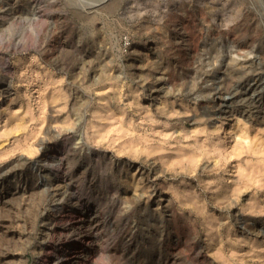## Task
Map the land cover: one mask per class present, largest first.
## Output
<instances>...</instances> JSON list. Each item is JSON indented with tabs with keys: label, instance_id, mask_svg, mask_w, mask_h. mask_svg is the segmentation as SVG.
Returning <instances> with one entry per match:
<instances>
[{
	"label": "rangeland",
	"instance_id": "obj_1",
	"mask_svg": "<svg viewBox=\"0 0 264 264\" xmlns=\"http://www.w3.org/2000/svg\"><path fill=\"white\" fill-rule=\"evenodd\" d=\"M263 6L0 0V264H264Z\"/></svg>",
	"mask_w": 264,
	"mask_h": 264
},
{
	"label": "bare ground",
	"instance_id": "obj_2",
	"mask_svg": "<svg viewBox=\"0 0 264 264\" xmlns=\"http://www.w3.org/2000/svg\"><path fill=\"white\" fill-rule=\"evenodd\" d=\"M10 3V2H9ZM91 4V3H90ZM6 5V4H5ZM264 7V6H263ZM32 12V11H31ZM264 12V11H263ZM240 85V84H239ZM256 84H247L245 85V87L241 88V89H238V88H235L234 91H232V94L225 98L222 102V104L218 107V109L216 110V113H219V114H232L234 112H240V113H243L245 115H248V116H251V115H254V116H258V113L261 111V108H257V109H253L255 108L254 106H245L243 104H231V102H229L228 100L231 99V98H241V97H245L247 95V93L249 91H254L256 89ZM241 87V85H240ZM227 93V92H226ZM225 93V94H226ZM250 93V92H249ZM249 96V95H248ZM254 97V96H253ZM242 98V99H243ZM260 99V98H259ZM251 101V100H250ZM242 102V101H241ZM244 103V102H243ZM219 104V103H218ZM247 105V104H246ZM215 111V110H214ZM39 166H40V163L36 166V170L34 171L35 175L37 174L38 177L41 178V181L42 183L40 185H38V187L36 189H39L43 192L42 195H44V199L45 197L52 191H50L49 189V185H48V177H46L44 174L42 173H39ZM11 168V167H10ZM9 168V169H10ZM4 172V171H3ZM9 172H11V170H7L5 171L6 174H8ZM32 172V170H31ZM10 174V173H9ZM19 174V173H18ZM2 175V174H1ZM15 175V174H14ZM16 177V176H15ZM18 177V176H17ZM19 178V177H18ZM17 179V178H16ZM61 185V184H60ZM63 187V186H61ZM34 189V188H33ZM59 189V188H58ZM57 189V190H58ZM35 190V189H34ZM60 190V189H59ZM58 190V191H59ZM24 191V190H23ZM22 191V192H23ZM40 191V192H41ZM63 191V190H62ZM55 192V191H54ZM56 193V192H55ZM58 194V193H57ZM56 196V195H55ZM54 197V196H53ZM47 199V197H46ZM95 216V215H94ZM89 222V221H88ZM93 222V221H92ZM78 224V223H77ZM84 224V223H83ZM87 226V225H86ZM85 228V227H84ZM82 226H75L74 227V233L76 234V236H80V240L81 242H88L89 241V235H87V233H85V230ZM250 228L254 229V224L250 225ZM83 244H80V245H75L73 246L74 248L70 250V255L71 257L70 258H73L74 262L73 263H80L84 257V253L83 252ZM69 255V256H70ZM82 258V259H81ZM82 263V262H81Z\"/></svg>",
	"mask_w": 264,
	"mask_h": 264
}]
</instances>
